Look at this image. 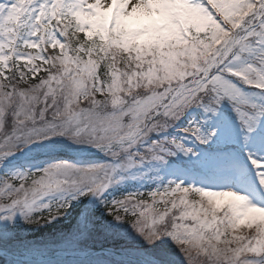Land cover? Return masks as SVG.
Instances as JSON below:
<instances>
[{
	"label": "snow or ice",
	"instance_id": "snow-or-ice-1",
	"mask_svg": "<svg viewBox=\"0 0 264 264\" xmlns=\"http://www.w3.org/2000/svg\"><path fill=\"white\" fill-rule=\"evenodd\" d=\"M2 264H264V0H0Z\"/></svg>",
	"mask_w": 264,
	"mask_h": 264
},
{
	"label": "rangeland",
	"instance_id": "rangeland-1",
	"mask_svg": "<svg viewBox=\"0 0 264 264\" xmlns=\"http://www.w3.org/2000/svg\"><path fill=\"white\" fill-rule=\"evenodd\" d=\"M0 264H2V262H0Z\"/></svg>",
	"mask_w": 264,
	"mask_h": 264
}]
</instances>
